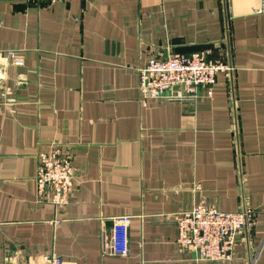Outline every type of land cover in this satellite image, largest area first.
<instances>
[{
    "label": "crops",
    "instance_id": "0c3cea01",
    "mask_svg": "<svg viewBox=\"0 0 264 264\" xmlns=\"http://www.w3.org/2000/svg\"><path fill=\"white\" fill-rule=\"evenodd\" d=\"M260 3L0 0V264H213L177 243L178 218L201 201L254 210L229 264H264ZM217 46L234 73L212 96L143 104L152 58L213 49L218 60ZM54 145L77 169L63 211L37 196L38 155ZM123 216L127 258L103 252Z\"/></svg>",
    "mask_w": 264,
    "mask_h": 264
},
{
    "label": "built area",
    "instance_id": "2783aa9c",
    "mask_svg": "<svg viewBox=\"0 0 264 264\" xmlns=\"http://www.w3.org/2000/svg\"><path fill=\"white\" fill-rule=\"evenodd\" d=\"M30 1L54 4L65 0ZM255 13L264 14V0H261ZM225 48L218 49L221 56L218 60L210 59L214 54L213 49L193 54L177 53L164 59L152 58L144 69L139 70L143 104L148 100H194L202 88L212 96L217 77L224 74L231 80L234 73L228 61L229 52ZM16 64L23 65V60L17 59ZM76 178L77 169L61 146L54 145L48 153L38 155L36 184L39 202L63 211L70 202ZM131 224L132 218L128 216L114 220L103 247L105 254L129 257ZM256 225V213L250 208L226 213L201 201L178 218L177 243L181 249L192 252L199 263L229 264L234 260L239 241L251 235ZM52 264H61V260L55 258Z\"/></svg>",
    "mask_w": 264,
    "mask_h": 264
}]
</instances>
